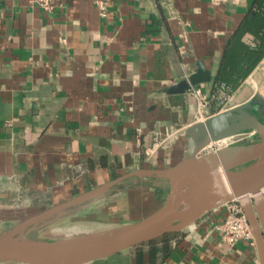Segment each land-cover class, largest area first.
I'll return each mask as SVG.
<instances>
[{"label": "crops", "instance_id": "0c3cea01", "mask_svg": "<svg viewBox=\"0 0 264 264\" xmlns=\"http://www.w3.org/2000/svg\"><path fill=\"white\" fill-rule=\"evenodd\" d=\"M55 4L46 13L29 0H0V234L134 170L174 165L186 151L190 124L258 93L264 98V54L245 71L250 41L264 37V0ZM200 61L212 79L171 93ZM199 96L206 98L204 110ZM159 135L170 138L152 162L146 148ZM134 178L143 177L55 215L92 204L108 208L115 189L135 184ZM154 179L160 181L152 200L137 190L130 221L104 214L75 235L110 232L150 216L168 186ZM223 218L217 207L175 235L88 264H261L257 242L230 247L223 241L215 229Z\"/></svg>", "mask_w": 264, "mask_h": 264}, {"label": "water", "instance_id": "95a60500", "mask_svg": "<svg viewBox=\"0 0 264 264\" xmlns=\"http://www.w3.org/2000/svg\"><path fill=\"white\" fill-rule=\"evenodd\" d=\"M211 71L204 63L187 79L170 88L184 93L191 86L209 82ZM264 98L258 93L250 102L221 111L190 124L183 157L167 168L139 169L92 189L67 203L51 207L0 234V261L24 264H88L150 242L166 234L180 232L206 213L237 199L246 213L264 264ZM247 130L256 132L248 143H234L200 154L215 140ZM200 172L207 182L189 203L178 207L180 180ZM167 180L168 194L161 207L147 218L106 233L81 234L58 239L20 236L28 226L72 206L94 199L117 183L133 177ZM202 186V181H201Z\"/></svg>", "mask_w": 264, "mask_h": 264}, {"label": "rangeland", "instance_id": "374dc122", "mask_svg": "<svg viewBox=\"0 0 264 264\" xmlns=\"http://www.w3.org/2000/svg\"><path fill=\"white\" fill-rule=\"evenodd\" d=\"M134 179H138L133 180L137 181L135 182V184H128V182H126L125 184H121L120 186H118V188L115 189V202H113V204L108 208H104V205L92 204V206L89 207L88 211H76L71 215L66 216L65 214L54 215L42 221L31 224L22 233H20V236L23 238L47 240L74 236L75 234L80 233L81 229L91 225H95L96 222H98L97 220H100L97 218H101L102 216H104V214L106 215V217H114V219L118 220L119 222L121 220H124L123 218H125V220L130 221L131 218H133V215H135V194H137V190H144V199L152 200L151 193H153V190L156 188L155 182L160 181L154 178L147 177ZM192 181L193 176L184 175L183 178L180 180V192L184 191L187 187H189ZM139 183L141 184L139 188H135L134 185ZM168 190L169 187L165 186L160 192L162 202H164L168 194ZM116 191H120L121 193H116ZM139 193L142 194L141 192ZM181 206L183 205L178 204V207ZM93 208L94 210H91ZM117 229L119 228L115 226L114 228H112V231Z\"/></svg>", "mask_w": 264, "mask_h": 264}, {"label": "built area", "instance_id": "2783aa9c", "mask_svg": "<svg viewBox=\"0 0 264 264\" xmlns=\"http://www.w3.org/2000/svg\"><path fill=\"white\" fill-rule=\"evenodd\" d=\"M32 6H38L46 13H51L55 9V0H29ZM101 13L106 15V6L103 1H98ZM251 45H255L250 41ZM193 91V90H192ZM196 94L198 91H193ZM206 98L204 96H199L198 108L199 110H204L206 107ZM203 118L202 120H205ZM201 120V121H202ZM256 132L254 130H247L241 133L229 136L227 145L234 143H248L254 140ZM168 135H159L154 137V140L150 146L146 148V153L148 158L152 162H156L157 154L160 149H166L168 144ZM226 139V138H223ZM215 140L208 146H206L200 154H204L222 147L220 141ZM224 208V218L223 220L215 226V229L221 234L223 241L230 247L235 246L240 241H249L252 245L256 244L255 236L252 232L248 217L244 212L240 202L234 199L230 202H226L219 206Z\"/></svg>", "mask_w": 264, "mask_h": 264}, {"label": "bare ground", "instance_id": "6f19581e", "mask_svg": "<svg viewBox=\"0 0 264 264\" xmlns=\"http://www.w3.org/2000/svg\"><path fill=\"white\" fill-rule=\"evenodd\" d=\"M228 140H229V138L222 139L220 141V145L222 147L226 146ZM197 173L198 174H196L195 177L193 176V181L191 182V185L189 187H187L184 191L180 192V195L178 197V204L185 205V204L189 203L191 198L193 196L199 194L201 192V190L203 189V185H205L207 181L205 179H203V177L199 171ZM201 181H202V186H201Z\"/></svg>", "mask_w": 264, "mask_h": 264}, {"label": "trees", "instance_id": "16d2710c", "mask_svg": "<svg viewBox=\"0 0 264 264\" xmlns=\"http://www.w3.org/2000/svg\"><path fill=\"white\" fill-rule=\"evenodd\" d=\"M249 47L250 48L248 49V53H250V54L246 55V63H245V64L249 65V68H245V71L250 69L256 62H258L259 59L261 58V56L264 54V37L262 36L260 41H258L255 45H251ZM244 76H245V74L241 75L240 77L237 76L235 78L240 79V78H243ZM172 235H175V234L174 233L166 234L160 238H157V239L152 240V241L147 242V243H155L159 239H164L165 237L172 236Z\"/></svg>", "mask_w": 264, "mask_h": 264}]
</instances>
